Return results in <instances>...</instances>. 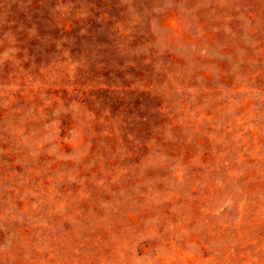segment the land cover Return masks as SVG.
<instances>
[{
  "label": "rangeland",
  "instance_id": "374dc122",
  "mask_svg": "<svg viewBox=\"0 0 264 264\" xmlns=\"http://www.w3.org/2000/svg\"><path fill=\"white\" fill-rule=\"evenodd\" d=\"M0 264H264V0H0Z\"/></svg>",
  "mask_w": 264,
  "mask_h": 264
}]
</instances>
